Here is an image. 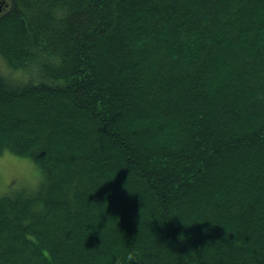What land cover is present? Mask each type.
<instances>
[{
	"label": "trees",
	"instance_id": "trees-1",
	"mask_svg": "<svg viewBox=\"0 0 264 264\" xmlns=\"http://www.w3.org/2000/svg\"><path fill=\"white\" fill-rule=\"evenodd\" d=\"M0 143L42 193L0 196V264H264V0H3ZM184 223V224H183Z\"/></svg>",
	"mask_w": 264,
	"mask_h": 264
},
{
	"label": "clouds",
	"instance_id": "clouds-1",
	"mask_svg": "<svg viewBox=\"0 0 264 264\" xmlns=\"http://www.w3.org/2000/svg\"><path fill=\"white\" fill-rule=\"evenodd\" d=\"M63 62V55L59 51L35 50L30 58L19 62L0 52V78L13 88L49 81L55 83L57 81L49 76L47 68H59ZM38 153L32 150L18 151L8 142L0 143V194H22L30 198L43 192L50 178ZM112 264H139L137 253L128 250L115 254L112 256Z\"/></svg>",
	"mask_w": 264,
	"mask_h": 264
},
{
	"label": "flooded vegetation",
	"instance_id": "flooded-vegetation-1",
	"mask_svg": "<svg viewBox=\"0 0 264 264\" xmlns=\"http://www.w3.org/2000/svg\"><path fill=\"white\" fill-rule=\"evenodd\" d=\"M3 3H4L3 0H0V8H1Z\"/></svg>",
	"mask_w": 264,
	"mask_h": 264
},
{
	"label": "rangeland",
	"instance_id": "rangeland-1",
	"mask_svg": "<svg viewBox=\"0 0 264 264\" xmlns=\"http://www.w3.org/2000/svg\"><path fill=\"white\" fill-rule=\"evenodd\" d=\"M0 196H2V194H0Z\"/></svg>",
	"mask_w": 264,
	"mask_h": 264
}]
</instances>
